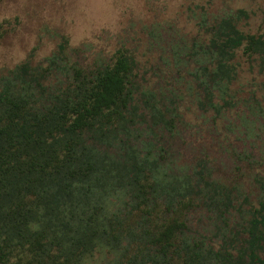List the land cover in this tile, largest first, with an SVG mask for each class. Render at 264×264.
<instances>
[{
    "label": "trees",
    "instance_id": "16d2710c",
    "mask_svg": "<svg viewBox=\"0 0 264 264\" xmlns=\"http://www.w3.org/2000/svg\"><path fill=\"white\" fill-rule=\"evenodd\" d=\"M238 19L204 26L209 40L191 73L214 108L215 92L224 100L234 79L236 51L264 58V39L244 34ZM70 51L81 52L63 37L47 65L26 61L0 74V264H85L95 251L118 247L123 226L136 241L125 264H264V205L248 220L246 237L220 251L186 241L169 192L166 211L158 209L160 166L149 152L140 158L131 127L140 116L172 134L175 118L167 97L152 92L141 93L146 114L138 115L129 50L86 66ZM206 186L187 185L185 193L205 194L224 222L230 196Z\"/></svg>",
    "mask_w": 264,
    "mask_h": 264
},
{
    "label": "rangeland",
    "instance_id": "374dc122",
    "mask_svg": "<svg viewBox=\"0 0 264 264\" xmlns=\"http://www.w3.org/2000/svg\"><path fill=\"white\" fill-rule=\"evenodd\" d=\"M237 15L239 30L264 39V0H0V74L26 61L47 65L63 37L81 50L78 57L70 52L83 66L128 49L137 64L138 115L146 114L141 93L152 92L167 97L168 117L175 118L172 134L140 123V116L131 127L140 158L149 152L160 166L158 209L166 211L169 192L171 217L185 223L186 241L220 251L246 237L248 220L264 205V58L236 51L234 79L224 100L215 92L217 108L191 73L209 40L204 26ZM206 183L230 196L224 222L205 194L185 193L187 185L207 189ZM123 227L118 247L95 251L85 264L129 263L136 241Z\"/></svg>",
    "mask_w": 264,
    "mask_h": 264
}]
</instances>
